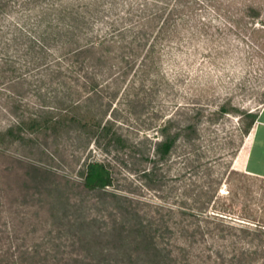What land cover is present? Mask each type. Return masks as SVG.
Returning <instances> with one entry per match:
<instances>
[{"label": "rangeland", "instance_id": "1", "mask_svg": "<svg viewBox=\"0 0 264 264\" xmlns=\"http://www.w3.org/2000/svg\"><path fill=\"white\" fill-rule=\"evenodd\" d=\"M94 2L90 27L106 35L127 27L116 40L128 56L140 51L127 75H103L113 81L98 91L63 89L35 66L26 69L23 42L0 50L3 240L58 244L60 255L49 261L61 264L91 245L89 253L100 250L103 240L107 248V238H94L113 220L126 221L129 207L159 226L158 242L169 244L177 264H264V162L251 142L264 107V0ZM6 60L17 75L3 68ZM66 96L82 113L99 114L96 123L12 127L30 114L49 119L56 98L68 105ZM161 142L169 148L158 155ZM90 161L111 168L113 187L83 188Z\"/></svg>", "mask_w": 264, "mask_h": 264}, {"label": "trees", "instance_id": "2", "mask_svg": "<svg viewBox=\"0 0 264 264\" xmlns=\"http://www.w3.org/2000/svg\"><path fill=\"white\" fill-rule=\"evenodd\" d=\"M90 1L94 0H0V25L5 24L7 27V30H4V27L0 30V45L3 46H0V50H6L12 42H23L24 50L31 57L26 69L35 66L37 71L42 70L47 76H51L52 84L56 83L63 89L77 87L92 92L98 91L105 81L104 76L112 75L116 78L127 75L135 66V61L131 60V57L138 56L140 51L135 53L136 50L131 48L129 50L133 54L130 52L131 56H128L124 52L128 47L116 40L119 36L123 40L122 36L127 32V27L114 26V31L109 35L102 30L99 31V25L90 27L91 8L95 11L100 8L97 2L90 4ZM87 5L91 7L88 6L86 7L88 11H83ZM95 29H98L99 33L96 34ZM117 33L120 35H116ZM4 35L8 37L1 41ZM112 36L114 38L109 41L108 38ZM146 36L147 33H144L143 40H146ZM114 44L117 48L112 51ZM3 68H7L8 73L17 75L16 66L8 60ZM4 73H6L4 70L0 72V81L4 79ZM21 78L14 82L20 81ZM64 99L68 101L65 108L64 100L56 98V106L52 108L56 113L54 116L49 115L51 116L49 119L43 120L37 114H30L31 116L20 117L12 127L29 132L45 128L52 123L54 131H60L62 123H79L83 127L96 123L99 114L90 111L82 113L80 103L75 98L66 96ZM109 106L112 108V101L109 102ZM112 109L114 112L115 109ZM168 148L167 142H161L158 155H163L162 149L163 153H166ZM113 185L114 175L109 166L98 161L86 164L83 177V188L86 191L105 192ZM124 209L126 221L113 220L110 228L98 232V237L94 238L95 241L107 238L105 241L107 248L102 244L103 240L100 250L89 253L93 247L91 245L86 250L88 254L73 253L67 259L63 257L61 264H177L169 244L158 242V239H161V235L158 234L159 226L153 221H146L136 210L132 211L129 207ZM91 222L100 221L92 219ZM164 229L162 238L168 241L166 234L171 233V230L168 227ZM41 241L31 245H22L19 242L13 244L5 242L0 232V264H60L61 259L49 261L60 255V246L56 244L53 249L44 248L41 244L45 240L42 238ZM79 243L80 246L83 245V241ZM71 246L73 247V244Z\"/></svg>", "mask_w": 264, "mask_h": 264}, {"label": "crops", "instance_id": "3", "mask_svg": "<svg viewBox=\"0 0 264 264\" xmlns=\"http://www.w3.org/2000/svg\"><path fill=\"white\" fill-rule=\"evenodd\" d=\"M254 128V129H253ZM253 133H252V139H257V146H258V160L264 162V107L262 111L260 112L258 119L253 126ZM260 150V152H259Z\"/></svg>", "mask_w": 264, "mask_h": 264}]
</instances>
